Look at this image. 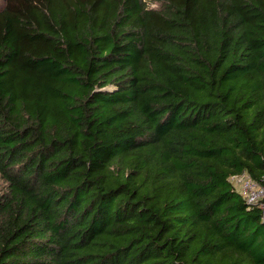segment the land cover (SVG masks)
Masks as SVG:
<instances>
[{
  "label": "trees",
  "instance_id": "trees-1",
  "mask_svg": "<svg viewBox=\"0 0 264 264\" xmlns=\"http://www.w3.org/2000/svg\"><path fill=\"white\" fill-rule=\"evenodd\" d=\"M243 174L264 0H0V264H264Z\"/></svg>",
  "mask_w": 264,
  "mask_h": 264
},
{
  "label": "built area",
  "instance_id": "built-area-1",
  "mask_svg": "<svg viewBox=\"0 0 264 264\" xmlns=\"http://www.w3.org/2000/svg\"><path fill=\"white\" fill-rule=\"evenodd\" d=\"M231 181L240 186L239 192L244 196L246 203L252 204L261 198L264 199V188L254 183L247 175L231 177Z\"/></svg>",
  "mask_w": 264,
  "mask_h": 264
},
{
  "label": "rangeland",
  "instance_id": "rangeland-1",
  "mask_svg": "<svg viewBox=\"0 0 264 264\" xmlns=\"http://www.w3.org/2000/svg\"><path fill=\"white\" fill-rule=\"evenodd\" d=\"M150 7H151V8H154V7H156V4L152 3V4L150 5ZM2 187H3V182L0 180V191H1ZM235 187H236L237 190H240V186H237L236 183H235Z\"/></svg>",
  "mask_w": 264,
  "mask_h": 264
}]
</instances>
